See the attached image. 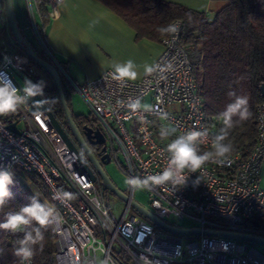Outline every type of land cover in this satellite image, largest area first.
<instances>
[{"label": "built area", "instance_id": "obj_1", "mask_svg": "<svg viewBox=\"0 0 264 264\" xmlns=\"http://www.w3.org/2000/svg\"><path fill=\"white\" fill-rule=\"evenodd\" d=\"M61 1L47 0V4L55 9ZM26 3L39 46L35 51L68 80L69 74L48 48L45 32L36 23L33 0ZM170 26L178 30L162 39L163 50L151 65L159 66L153 74L121 83L109 75L112 70H106L84 84L69 81L104 136L108 160H113L127 178L161 172L169 159L167 144L185 131L206 132L200 147L209 150L220 123L204 109L200 76L193 70L188 47L181 42L182 22L174 20ZM0 52L5 59L0 64V79L11 80L17 88L23 86L20 76L31 80L34 67L28 56L17 55L5 45ZM169 64L171 70L160 71ZM137 100L140 107L133 109L131 105ZM27 111L29 104L18 110L15 121L0 116V168L8 167L14 175L36 174L45 184L48 205L55 206L61 217L53 226L56 264H264V254L246 242L205 234H171L131 213V201H136L132 190L125 194L126 206L117 220L101 186L81 168L60 133L47 124L46 115L41 110L33 114ZM162 113H167V120L160 118ZM255 115V143L248 155L233 153L231 163L225 165L206 163L189 174L186 183L178 177L174 184L145 189L149 200L145 209L176 227L264 237V189L259 179L264 159V102L257 106ZM25 120L28 127L20 129L18 123ZM11 122H16L19 132L7 126ZM162 126H174L177 132L162 137ZM57 189L71 192L75 198L61 204L52 199ZM170 219H188L195 225L180 226Z\"/></svg>", "mask_w": 264, "mask_h": 264}, {"label": "trees", "instance_id": "obj_2", "mask_svg": "<svg viewBox=\"0 0 264 264\" xmlns=\"http://www.w3.org/2000/svg\"><path fill=\"white\" fill-rule=\"evenodd\" d=\"M100 1L127 21L139 37L162 40L168 33H162L161 29L169 27L174 20L182 22L181 42L188 47L193 70L200 76L202 84L199 92L206 113L219 118V113L231 102L227 95L230 91L248 97L249 118L229 130V140L234 145L233 153L248 155L255 143L256 108L264 102L260 90L261 85H264V0H222L226 4L212 17L183 4L164 0ZM33 2H36L35 13L41 18L37 23L44 33L47 0ZM18 50L20 55L26 56L21 49ZM37 54L44 59L40 53ZM58 61L68 73L65 62ZM63 91L69 105L64 87ZM43 99L64 123L63 111L53 85L49 91H44ZM18 117V111L6 115L8 121H15ZM73 118L80 127L87 123L78 114H73ZM222 126L220 120L215 129L217 133ZM14 180L15 184L11 186L14 199L0 209V222L5 220L7 213L18 211L34 196L20 179L14 177ZM33 183L41 189L46 202L38 199L48 205L46 186L36 174ZM21 236L20 233L13 234L0 229V264H20L13 251ZM55 237L53 226L45 231L43 249L36 246L31 264H56Z\"/></svg>", "mask_w": 264, "mask_h": 264}, {"label": "clouds", "instance_id": "obj_3", "mask_svg": "<svg viewBox=\"0 0 264 264\" xmlns=\"http://www.w3.org/2000/svg\"><path fill=\"white\" fill-rule=\"evenodd\" d=\"M176 26H169L160 31L162 33L177 32ZM159 66H145V75L153 74ZM171 64L166 69L171 70ZM109 75L121 83L127 80H135L138 76L137 66L131 59L123 63H114ZM45 83L43 81L32 82L25 80L21 88H17L11 80L0 79V116H6L17 112L22 106L37 96H44ZM231 102L225 105L222 112L219 113V119L222 121V127L211 140L210 149L202 150L200 147L202 140L207 133L199 130H188L179 134L166 146V152L169 154L167 164L161 172L155 175H148L144 178L138 176L128 177L126 184L133 192L143 189H151L154 185L165 183H175L177 178H183L185 183L189 174L196 173L206 163L225 165L231 163V154L234 151V145L229 140V130L235 125L247 120L250 116L248 108V97L238 95L235 91L227 94ZM133 109L140 107L137 100L131 105ZM160 118L167 120V113H162ZM177 132L174 126H162L160 135L168 137ZM198 177L193 181L198 184ZM15 184L14 172L8 167L0 168V209L9 201L14 199L11 186ZM75 198L71 192L57 189L52 199L61 204H67L68 201ZM30 202L19 208L18 211L9 212L3 222H0V229L10 233L22 234L14 248L13 255L17 257L20 264H31L36 254V246L42 250L45 240V231L60 222V214L55 206H49L42 203L38 198L32 196ZM105 264H108L105 261Z\"/></svg>", "mask_w": 264, "mask_h": 264}, {"label": "crops", "instance_id": "obj_4", "mask_svg": "<svg viewBox=\"0 0 264 264\" xmlns=\"http://www.w3.org/2000/svg\"><path fill=\"white\" fill-rule=\"evenodd\" d=\"M164 1L183 4L209 17L226 4L222 0ZM14 7L23 37L38 50L25 0H16ZM46 10L44 35L48 48L57 60L65 62L68 74L78 83L84 84L106 70H113L114 63L129 59L137 66L135 80H139L145 74V66H151L163 50L162 40L137 36L127 21L100 0H62L55 9L47 6ZM36 16L39 21L40 16L37 13ZM260 166V186L264 189V159Z\"/></svg>", "mask_w": 264, "mask_h": 264}, {"label": "water", "instance_id": "obj_5", "mask_svg": "<svg viewBox=\"0 0 264 264\" xmlns=\"http://www.w3.org/2000/svg\"><path fill=\"white\" fill-rule=\"evenodd\" d=\"M3 8L7 20V24L9 27V31L18 45V48L23 51V53L28 56L31 61H33L39 68H41L45 73L50 77L54 88L56 89L58 99L61 105L64 116V126L57 119L55 114L50 111L51 108L47 104V101L43 99L41 96H37L32 98L29 101V114H33L35 111L41 110L47 117L48 123L50 126L54 127L62 136L64 141L68 144L72 153L76 157L79 162L81 168L88 174L92 181L97 180V176H99L102 188L104 190L109 189L116 197L127 200L125 194H123L109 179L103 170L101 163H107L109 160L107 154H103L101 159L98 160L95 155L92 153L90 148H88V144L86 139H88L91 135L96 138L97 143H103L104 136L98 128L92 129L86 124L82 126L84 133H81L79 126L73 118V113L66 101L65 93L63 91V85L61 77L55 67L47 60H44L40 56H38L37 52L31 47V45L25 40L22 36V32L18 26L16 13L14 9L13 0H2ZM5 61L3 54L0 52V64H3ZM22 83L24 84L25 80H29L24 76H20ZM261 94L264 97V85L262 84L260 87ZM66 123V124H65ZM11 130L15 132H19L16 122H11L9 125ZM85 136V137H84ZM104 151V147L102 148ZM131 206L134 208L141 216L148 219L151 223H153L156 227L167 231L168 233L175 235H201L205 234L208 236H219V237H227L231 239H236L242 242H251L260 245H264V237L245 234V233H237L231 231H222V230H210V229H200V228H184V227H176L171 224H168L165 221H162L150 211L145 209L141 204L136 201H131Z\"/></svg>", "mask_w": 264, "mask_h": 264}, {"label": "rangeland", "instance_id": "obj_6", "mask_svg": "<svg viewBox=\"0 0 264 264\" xmlns=\"http://www.w3.org/2000/svg\"><path fill=\"white\" fill-rule=\"evenodd\" d=\"M26 1L27 0H25V5L27 6ZM13 4H16V0H13ZM32 8L34 9V4H32ZM14 9H15V7H14ZM34 18L38 22L36 13H34ZM26 35L27 34H25V36ZM3 45L9 47V49H11L17 55H19L18 45L15 43V41H14L10 31H9V27H8L5 12H4V8L2 6L1 11H0V47ZM35 45H36V42H35ZM30 64L34 67V72L31 75V81L32 82L43 81L45 83L44 91H49L52 88L53 83H52L50 77L48 76V74L45 73V71H43L41 68H39L33 61ZM71 79H73V78L70 74L68 76V80H67V77L64 78L61 75L62 85H63L64 90L66 91V93L68 95L69 105H70L73 113L75 115L78 114L81 117L85 118L87 122H92L95 124L96 121H95L93 114L90 113L89 108L86 106V104L84 103V101L82 100L80 95L72 88V85L69 82V81H71ZM75 82H77V81H75ZM78 84H81V83H78ZM27 124L28 123L26 120L20 121L18 123V127L20 129H23V128L28 127ZM102 166H103V170L105 171L106 175L109 177V179L111 180L113 185H115L123 194H127V192H129V190H130L126 184L127 176L123 172H121L118 165L113 160H109L107 163H103ZM34 175L35 174L19 173V174L14 175V176L16 178L20 179L27 187H29L32 194L35 197L46 202L42 193H41V189L38 188V186L35 185V183H33ZM95 183L97 186L100 185L102 188L100 178L99 179L97 178ZM103 192L105 193V196H106L105 198L107 199V202H108V205H109L111 212L113 213L114 217L118 220L123 213V209L126 206V201L116 197L113 193L104 191V189H103ZM146 195H147L146 191H145V189H143V190L135 191L133 197L142 206L148 207L149 206V200H148V197ZM131 213H135V214L140 215L134 208L131 209ZM168 221H170L171 223L175 222V223H177V225L185 226V227L195 225L192 222V220L190 221L188 219H183V220L170 219ZM246 243L248 244L249 247H254L257 251L264 254V245L251 243V242H246Z\"/></svg>", "mask_w": 264, "mask_h": 264}, {"label": "flooded vegetation", "instance_id": "obj_7", "mask_svg": "<svg viewBox=\"0 0 264 264\" xmlns=\"http://www.w3.org/2000/svg\"><path fill=\"white\" fill-rule=\"evenodd\" d=\"M86 125L87 126H89V127H91L92 129H95V128H98L99 129V127L97 126V123H92V122H87L86 123ZM79 126V125H78ZM79 129H80V131H81V133H84V131H83V129H82V127H80L79 126ZM100 130V129H99ZM101 131V130H100ZM102 133V132H101ZM85 137V136H84ZM104 138V137H103ZM86 141H87V144H88V148H90V150L92 151V153L95 155V157L98 159V160H100L101 159V156L103 155V154H105L104 153V151L102 150V148H103V146H104V141H105V139L103 140V143H97V142H95L96 141V138L95 137H92V135L88 138V139H86ZM101 166H102V163H101ZM102 168H103V166H102ZM97 178L99 179V176H97ZM104 191H106V192H110V193H112L109 189H106V190H104Z\"/></svg>", "mask_w": 264, "mask_h": 264}]
</instances>
